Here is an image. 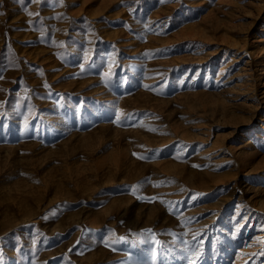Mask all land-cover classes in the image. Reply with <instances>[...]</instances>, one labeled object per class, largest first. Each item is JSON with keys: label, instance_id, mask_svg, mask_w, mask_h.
Instances as JSON below:
<instances>
[{"label": "rangeland", "instance_id": "374dc122", "mask_svg": "<svg viewBox=\"0 0 264 264\" xmlns=\"http://www.w3.org/2000/svg\"><path fill=\"white\" fill-rule=\"evenodd\" d=\"M263 239L264 0H0V264Z\"/></svg>", "mask_w": 264, "mask_h": 264}, {"label": "bare ground", "instance_id": "6f19581e", "mask_svg": "<svg viewBox=\"0 0 264 264\" xmlns=\"http://www.w3.org/2000/svg\"><path fill=\"white\" fill-rule=\"evenodd\" d=\"M260 236H262V234H260V235H257V236H255L256 237V239H262ZM260 237V238H259ZM264 240V239H263ZM262 240V241H263ZM256 241V240H255ZM259 241V240H258ZM257 241V242H258ZM252 242V241H251ZM250 245V244H249ZM227 246V245H226ZM254 246V245H253ZM252 246V247H253ZM260 246V245H259ZM243 247H245V246H243ZM242 247V248H243ZM246 247H248V245L246 246ZM252 247H250V248H252ZM258 248V247H257ZM260 248V247H259ZM243 251V250H242ZM245 252V251H244ZM221 255V254H220ZM247 255V254H246ZM251 255V254H250ZM252 256V255H251ZM235 259H236V264H253V258L252 259H250L249 258V256L247 257V256H245V253H242V252H238L235 256ZM215 261V260H214ZM211 263H213V262H211ZM232 264H233V262H232Z\"/></svg>", "mask_w": 264, "mask_h": 264}, {"label": "snow or ice", "instance_id": "6c2138e0", "mask_svg": "<svg viewBox=\"0 0 264 264\" xmlns=\"http://www.w3.org/2000/svg\"><path fill=\"white\" fill-rule=\"evenodd\" d=\"M262 254H264V253H262Z\"/></svg>", "mask_w": 264, "mask_h": 264}]
</instances>
